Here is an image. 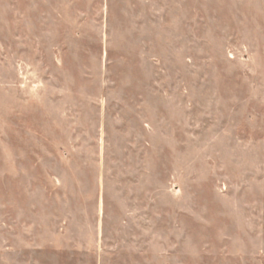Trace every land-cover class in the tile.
Returning <instances> with one entry per match:
<instances>
[{
  "label": "rangeland",
  "instance_id": "1",
  "mask_svg": "<svg viewBox=\"0 0 264 264\" xmlns=\"http://www.w3.org/2000/svg\"><path fill=\"white\" fill-rule=\"evenodd\" d=\"M0 264H264V0H0Z\"/></svg>",
  "mask_w": 264,
  "mask_h": 264
}]
</instances>
